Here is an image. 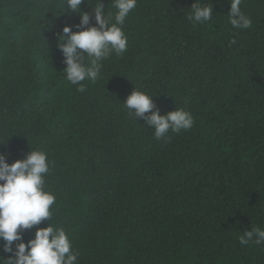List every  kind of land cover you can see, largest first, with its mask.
I'll return each instance as SVG.
<instances>
[{
	"label": "trees",
	"instance_id": "16d2710c",
	"mask_svg": "<svg viewBox=\"0 0 264 264\" xmlns=\"http://www.w3.org/2000/svg\"><path fill=\"white\" fill-rule=\"evenodd\" d=\"M193 2L137 0L125 52L81 93L58 47L80 14L66 0H0V151L9 163L46 152L49 223L77 264H264V245L239 241L264 228V0H242L248 29L230 24L229 0H199L215 11L193 25ZM94 3L80 6L91 24ZM135 88L161 114L190 112L193 126L157 140L123 106Z\"/></svg>",
	"mask_w": 264,
	"mask_h": 264
},
{
	"label": "clouds",
	"instance_id": "9594fccd",
	"mask_svg": "<svg viewBox=\"0 0 264 264\" xmlns=\"http://www.w3.org/2000/svg\"><path fill=\"white\" fill-rule=\"evenodd\" d=\"M68 7L80 14L78 30L65 25L58 34L65 67V79L84 92V81L95 83L100 78L102 61L113 53L123 54L127 48V36L122 25L137 0H113L115 12L106 11L102 0L90 6L95 24L90 23V13L81 9L84 0H66ZM89 5V0H87ZM227 13L230 24L237 29H248L252 20L241 9L242 0H229ZM187 20L193 25L204 24L213 19L214 6L194 0ZM236 43L235 39L229 44ZM123 106L135 118H143L153 129L157 140L167 139L169 131L179 133L194 124L192 114L183 108L161 114L153 103L152 96L134 89L124 100ZM0 144H5L0 142ZM10 153L0 151V241L3 252L11 253L7 258L0 255V264H77L78 253L72 250L71 241L62 227L49 223L51 206L55 196L45 190V175L50 161L43 150L30 149L21 158L8 162ZM47 221L46 227H35L32 238L25 241L23 232ZM241 245L249 242L264 245V228L253 226L239 236Z\"/></svg>",
	"mask_w": 264,
	"mask_h": 264
}]
</instances>
